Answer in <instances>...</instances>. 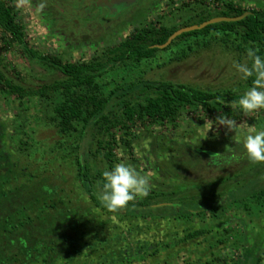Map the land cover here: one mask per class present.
<instances>
[{"label":"rangeland","instance_id":"rangeland-1","mask_svg":"<svg viewBox=\"0 0 264 264\" xmlns=\"http://www.w3.org/2000/svg\"><path fill=\"white\" fill-rule=\"evenodd\" d=\"M232 1L246 9L264 10V0ZM205 2H209L208 7ZM73 3L74 0H26L24 3L14 0L28 45L41 53L57 55L63 62H80L116 45L135 27L176 26L178 29L198 24L208 10L219 11L222 7V2L213 0H140L135 13H132L133 9L123 12L113 27L92 33L81 16L71 14L75 13L71 9ZM189 41L192 49L186 50L185 54L181 48L187 41H180L167 50H158L152 58L116 67L100 78L103 88L108 91L124 78L168 80L222 93L229 90L243 93L248 88L232 66L233 61H246V51L236 47L239 40L232 37L226 40L218 34ZM0 69L9 79L28 88L61 77L60 72L30 59L19 45L9 41L8 35L4 36L1 29ZM18 105L14 97L0 92V171L4 174L0 177L6 174L12 179L16 175L27 179L32 174L33 185L41 181L57 189L54 198L57 200L59 195L63 198V205L58 203V206L81 204L90 207L87 226L90 225L91 235L79 237L74 247L78 252L71 253L66 262L55 264H219V257L227 259L228 264H264V197L249 201L248 207L243 203L246 202L243 197L249 195L253 186L264 187V167L253 168L254 173L249 179H239L238 183L226 188L224 193L229 204L231 200L235 204L231 202L226 206L219 219L213 220L206 215L204 219L194 216L188 222H182L169 216L152 219L104 213L92 207L79 188L69 141L58 147L60 136L55 129L35 121L37 107L34 100L24 101L21 107ZM24 107L28 120L26 134L24 126L15 128L16 121L24 115ZM216 117L218 114L207 116L198 109L183 112L175 126L169 122L137 125L130 130L132 135L127 136H134L130 147L118 142L112 164L125 162L149 175V194L161 192L153 200L165 199L171 190L177 193L175 199L207 196L221 186L222 177L244 173L250 165L254 166L253 163L245 166L243 161L248 160L243 149L245 122L264 130V110L248 115L238 111L236 115L228 116L242 126V130L235 132L216 123L207 131L209 120L214 122ZM95 148L94 142L91 151ZM87 160L102 172L111 170L99 153H88ZM199 160L213 161L207 167L198 168ZM209 182L214 184L208 187ZM99 191L95 187L97 196ZM239 199L242 204L236 201ZM198 228L204 232L185 238L188 229Z\"/></svg>","mask_w":264,"mask_h":264},{"label":"trees","instance_id":"trees-1","mask_svg":"<svg viewBox=\"0 0 264 264\" xmlns=\"http://www.w3.org/2000/svg\"><path fill=\"white\" fill-rule=\"evenodd\" d=\"M213 1L222 2L221 9L208 10L206 15L201 16V22L214 16L241 15L247 10L251 13L238 21L212 23L201 29L184 32L164 48L155 45L164 43L177 29L176 26L135 27L122 41L107 47L101 54L89 60L63 62L57 55L44 54L29 46L14 0H0V29L4 36L8 35L9 41L19 45L30 59L61 73L58 79L28 88L9 79L0 69V92L14 97L19 107L28 99L34 100L37 107L35 121L55 129L60 136L58 147H63L69 141L68 146L74 153L72 164L75 167L76 180L92 207L122 217L163 219L169 216L188 222L194 216L204 219V216L209 215L213 220L219 219L225 213L226 206L235 204L232 200L229 204V198L224 193L226 188L232 183H238L239 179H249L254 173L253 168L259 165L260 168L264 167V163H256L254 166L250 165L244 173L222 177L221 186H217L218 190L207 196L191 195L175 199L177 193L171 190L165 199L153 200L161 194L159 192L137 198L116 213L109 212L102 206L95 193V187L100 189L98 181H102V171L87 160L88 153H99L111 169L115 160V147L119 141L130 147L134 136H127L132 135L130 130L137 125H162L169 122L175 126L183 112H194L198 109L212 117L215 114L228 117L240 111L229 107V102L237 100L242 94L233 90L222 93L168 80L124 78L107 91L100 82V78L116 67L152 58L158 50H167L180 41H187L186 49L185 46L181 48L185 54L186 50L192 49L189 41L191 38L209 35L215 37L222 34L226 40L230 37L237 39V48L244 51L249 47L258 48V54L264 58V10L246 9L232 0ZM204 44L207 45L208 42L204 41ZM245 82L250 87L252 78ZM25 109L24 107L23 112ZM27 121L24 112L21 120L16 121L15 128L24 126L23 132L28 133L25 130ZM94 142L96 148L93 152L91 146ZM212 161L199 160L197 167H207ZM243 161L245 166L250 163L248 160ZM1 175H4L3 172ZM33 176L31 174L26 179L16 175L14 180L6 174L0 177V264L66 262L71 253L78 252L74 247L79 237L86 238L91 235L90 225L87 226L90 223V207L81 204L58 206V203L63 205V198L60 195L57 200L54 198L58 194L57 189L41 181L33 185ZM213 184L209 182L206 186ZM253 188L247 197H243L246 200L243 201L245 207H248L249 201L262 200L264 197V187ZM241 199L236 201L242 204ZM203 232L202 228L193 231L188 229L185 238L196 237ZM21 238L27 241V246L20 243ZM217 260L219 264H228L223 257Z\"/></svg>","mask_w":264,"mask_h":264},{"label":"clouds","instance_id":"clouds-1","mask_svg":"<svg viewBox=\"0 0 264 264\" xmlns=\"http://www.w3.org/2000/svg\"><path fill=\"white\" fill-rule=\"evenodd\" d=\"M21 2L24 3L26 0H21ZM258 52V48L249 47L246 50L244 63L232 62L233 68L242 80L252 78L251 86L237 100L229 102L232 110L239 109L245 115L264 110V58ZM222 102L223 100L220 101ZM213 123L225 126L228 131L242 130V126L236 120L219 115L214 122L209 120L207 131L212 128ZM245 126L243 149L247 159L253 164L264 163V130L246 125V122ZM150 180L149 175L142 174L133 165L118 162L111 170L106 169L102 172V181H98L100 185L98 199L109 212L116 213L125 209L137 198L147 197L151 190ZM20 243L27 246V241L23 238L20 239Z\"/></svg>","mask_w":264,"mask_h":264},{"label":"flooded vegetation","instance_id":"flooded-vegetation-1","mask_svg":"<svg viewBox=\"0 0 264 264\" xmlns=\"http://www.w3.org/2000/svg\"><path fill=\"white\" fill-rule=\"evenodd\" d=\"M208 7L209 2H205ZM140 0H133L129 3H116L113 0H74L71 6L75 13L73 16L79 15L86 22L85 26L94 32L101 31V29H109L114 24L119 22L118 16L123 12L135 13L140 6ZM184 4L183 1L180 3ZM187 5V4H186ZM203 5V4H202Z\"/></svg>","mask_w":264,"mask_h":264},{"label":"water","instance_id":"water-1","mask_svg":"<svg viewBox=\"0 0 264 264\" xmlns=\"http://www.w3.org/2000/svg\"><path fill=\"white\" fill-rule=\"evenodd\" d=\"M116 3H129L132 2L133 0H113ZM251 12L249 10L243 12L241 15H237V16H214L211 17L207 20H204L198 24H190V25H186L183 27H180L178 29H176L174 32H172L169 37L167 38V40L162 43V44H156L155 46H157L158 48H164L167 45L170 44V42L178 35L184 33V32H188V31H192V30H197V29H201L203 27H205L208 24H212V23H217V22H222V21H238L242 18H244L245 16L249 15Z\"/></svg>","mask_w":264,"mask_h":264}]
</instances>
